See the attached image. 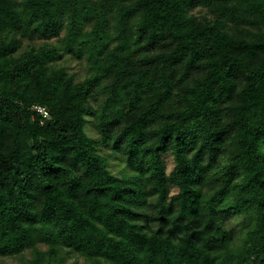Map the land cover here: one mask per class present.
<instances>
[{"label": "trees", "instance_id": "trees-1", "mask_svg": "<svg viewBox=\"0 0 264 264\" xmlns=\"http://www.w3.org/2000/svg\"><path fill=\"white\" fill-rule=\"evenodd\" d=\"M31 249L264 264V0H0V256Z\"/></svg>", "mask_w": 264, "mask_h": 264}, {"label": "rangeland", "instance_id": "rangeland-1", "mask_svg": "<svg viewBox=\"0 0 264 264\" xmlns=\"http://www.w3.org/2000/svg\"><path fill=\"white\" fill-rule=\"evenodd\" d=\"M199 12V10H197ZM50 43H57L58 39L53 38L49 40ZM45 43L44 39H35L30 40L28 38L23 39L22 43V50L27 48L30 44H33L35 46H40ZM56 66H65L67 67V70L70 73H75L78 79H83L84 76L87 74V62L85 60H79L75 57H73L70 54H64L63 57L59 58L55 62ZM88 118V124L86 127V130L89 135L98 138V130L95 124V119L93 115H87ZM102 152L104 154H108L109 156V163H110V169L112 172H114L118 176H123L124 174H131V171L126 168V161L125 158L122 155H113L108 148L103 147ZM167 165H168V171H171L174 167V159L172 155H166L165 156ZM177 188L173 187V192H177ZM242 219L239 215H233L227 220V226L231 228L235 233V240L240 241L242 240L244 236V228L242 227V224L240 223V220ZM38 249L42 252L48 251V246L45 244H39ZM34 252L33 250H26L20 255L17 256H0V264H30V261L33 259ZM104 264H111L109 261L103 260ZM44 264H53V260L49 258V254H46V260L44 261ZM54 264H93V260L77 253H68L67 250H63L61 255L57 257L54 260Z\"/></svg>", "mask_w": 264, "mask_h": 264}, {"label": "built area", "instance_id": "built-area-1", "mask_svg": "<svg viewBox=\"0 0 264 264\" xmlns=\"http://www.w3.org/2000/svg\"><path fill=\"white\" fill-rule=\"evenodd\" d=\"M36 109L41 112L44 116H48V110L42 106H36Z\"/></svg>", "mask_w": 264, "mask_h": 264}]
</instances>
